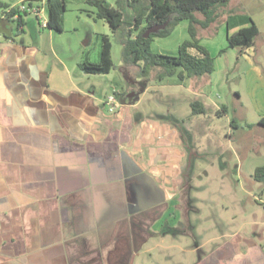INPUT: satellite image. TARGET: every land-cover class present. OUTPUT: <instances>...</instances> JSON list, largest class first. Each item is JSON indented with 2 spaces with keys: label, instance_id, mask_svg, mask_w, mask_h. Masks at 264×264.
<instances>
[{
  "label": "crops",
  "instance_id": "crops-1",
  "mask_svg": "<svg viewBox=\"0 0 264 264\" xmlns=\"http://www.w3.org/2000/svg\"><path fill=\"white\" fill-rule=\"evenodd\" d=\"M11 1L0 0V9L23 0ZM89 11L88 20L100 21ZM27 17L22 29L0 21V264H149L168 237L165 249L187 254L188 264H264L260 232L242 227L198 243L181 229L175 119L151 118L129 97L156 81L153 73L143 77L135 65L139 72L113 83L116 114L104 106L108 93L82 84L93 75L80 63L99 62L100 37L111 29L90 33L88 43L99 41L90 58L63 42V29ZM239 28L234 19L227 34ZM180 234L194 244L182 249Z\"/></svg>",
  "mask_w": 264,
  "mask_h": 264
},
{
  "label": "rangeland",
  "instance_id": "rangeland-1",
  "mask_svg": "<svg viewBox=\"0 0 264 264\" xmlns=\"http://www.w3.org/2000/svg\"><path fill=\"white\" fill-rule=\"evenodd\" d=\"M106 2L114 6L116 0ZM65 4L64 33L59 37L67 46L94 58L99 41L95 37L88 43L89 35L103 32L102 27L109 33V27L104 22L88 20L85 12L88 6L82 0H67ZM4 10L0 11V18ZM196 16L203 19L199 13ZM27 19L36 23L33 16ZM234 19L240 26H247L249 20L258 26L259 34L251 47L255 51L235 47L220 54L227 47L226 27ZM187 23L180 22L166 38H155L152 50L177 55L179 46L187 38ZM125 34V29L119 30L112 39L115 68L109 75L81 76L82 84L93 87L99 97L111 94L116 80L139 72L134 64L123 60L121 43L126 39ZM198 37L200 44L215 58V71L211 75L186 78L183 82L177 76L149 82L141 78L146 81L142 82L143 90L131 92L129 97L140 101L138 110L151 118L163 114L168 118L172 114L169 118L175 119L180 150L173 172L176 193L181 200L178 207L182 215L181 229L191 232L199 243L243 227L244 233L260 232L264 243V184L252 178L255 169L264 166V127L259 125L264 119V0H229L220 9L218 19L199 32ZM196 100L204 104L205 114L191 116L190 105ZM176 239L182 249L195 242L193 237L182 234ZM170 241L172 238L168 237L165 248L173 244ZM165 248L157 249L149 264L189 263L187 254Z\"/></svg>",
  "mask_w": 264,
  "mask_h": 264
},
{
  "label": "trees",
  "instance_id": "trees-1",
  "mask_svg": "<svg viewBox=\"0 0 264 264\" xmlns=\"http://www.w3.org/2000/svg\"><path fill=\"white\" fill-rule=\"evenodd\" d=\"M38 2L41 0H26ZM229 0H116L115 6L106 0H85L94 19L103 21L111 29V35H101V51L98 63L84 61L79 68L85 75H106L115 68L112 60V39L119 30L125 29L126 39L123 45V60L140 66V74L148 77L153 73L156 81L177 76L180 82L186 78H197L211 75L215 71V58L200 44L198 31L207 29L219 17L220 9ZM10 6H5L8 8ZM47 11L46 27L55 32L63 29V16L66 6L63 0H45ZM4 13V12H3ZM199 13L203 19H199ZM24 16H28L25 14ZM23 16H21L20 24ZM2 20V19H1ZM0 20V21H1ZM188 22V39L178 48L177 55L159 54L152 50L155 38H166L172 34L180 22ZM242 25V24H240ZM160 27L155 33L144 37L146 31ZM230 28V25L227 26ZM259 34L255 23L241 26L236 32L226 36L227 47L220 51L223 54L229 48H250ZM191 115L205 114L201 102L191 103ZM222 108V112H224ZM264 127V119L259 122ZM255 182L264 184V166L257 167L252 175Z\"/></svg>",
  "mask_w": 264,
  "mask_h": 264
},
{
  "label": "built area",
  "instance_id": "built-area-1",
  "mask_svg": "<svg viewBox=\"0 0 264 264\" xmlns=\"http://www.w3.org/2000/svg\"><path fill=\"white\" fill-rule=\"evenodd\" d=\"M27 14L28 16H33L40 22L43 26L47 24V12L45 7V1L38 2H26V0L21 1L15 6H10L4 10L1 19L11 20L16 23L18 29H22V24H20L21 16ZM104 106L109 114H116L120 110V103L117 99L116 92L113 91L111 94L107 95L104 100Z\"/></svg>",
  "mask_w": 264,
  "mask_h": 264
},
{
  "label": "water",
  "instance_id": "water-1",
  "mask_svg": "<svg viewBox=\"0 0 264 264\" xmlns=\"http://www.w3.org/2000/svg\"><path fill=\"white\" fill-rule=\"evenodd\" d=\"M160 27H153L150 28L146 31V33L144 34V37L147 38L149 36L150 33H155L159 30Z\"/></svg>",
  "mask_w": 264,
  "mask_h": 264
}]
</instances>
